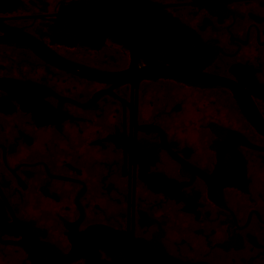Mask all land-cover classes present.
Returning a JSON list of instances; mask_svg holds the SVG:
<instances>
[{"label":"flooded vegetation","instance_id":"1","mask_svg":"<svg viewBox=\"0 0 264 264\" xmlns=\"http://www.w3.org/2000/svg\"><path fill=\"white\" fill-rule=\"evenodd\" d=\"M139 80L133 240L151 242L163 221L155 238L174 261L264 264V137L235 93L167 76ZM130 98V83L93 81L18 41L0 44L4 162L10 171L42 163L50 175L83 184L78 233H127ZM49 179L0 177L5 219L14 222ZM137 211L155 222L140 227ZM0 264L33 263L20 245L0 243Z\"/></svg>","mask_w":264,"mask_h":264},{"label":"water","instance_id":"2","mask_svg":"<svg viewBox=\"0 0 264 264\" xmlns=\"http://www.w3.org/2000/svg\"><path fill=\"white\" fill-rule=\"evenodd\" d=\"M7 41L63 71L131 84L130 185L126 235L103 226L78 233L83 184L50 175L42 163L10 171L0 146V177H50L14 222L0 211V243L20 245L33 264H112L96 259V246L113 264H183L158 246L163 221L137 211L138 225L155 222L158 233L133 240L139 79L227 87L264 137V0H0V44ZM4 232L21 239H2Z\"/></svg>","mask_w":264,"mask_h":264}]
</instances>
